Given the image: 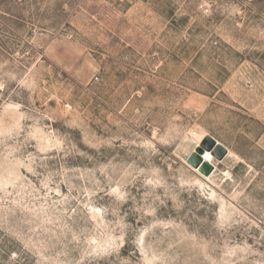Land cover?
I'll return each instance as SVG.
<instances>
[{
	"label": "rangeland",
	"instance_id": "374dc122",
	"mask_svg": "<svg viewBox=\"0 0 264 264\" xmlns=\"http://www.w3.org/2000/svg\"><path fill=\"white\" fill-rule=\"evenodd\" d=\"M0 264H264V0H0Z\"/></svg>",
	"mask_w": 264,
	"mask_h": 264
},
{
	"label": "water",
	"instance_id": "95a60500",
	"mask_svg": "<svg viewBox=\"0 0 264 264\" xmlns=\"http://www.w3.org/2000/svg\"><path fill=\"white\" fill-rule=\"evenodd\" d=\"M203 150L212 151L218 159H223L227 154V149L222 144H218L215 139L209 136L206 141L202 143L201 147H198L196 151H194L188 158V162L192 165L196 167L201 166V170L204 173H209L212 170V164L202 159L201 154L203 153Z\"/></svg>",
	"mask_w": 264,
	"mask_h": 264
},
{
	"label": "bare ground",
	"instance_id": "6f19581e",
	"mask_svg": "<svg viewBox=\"0 0 264 264\" xmlns=\"http://www.w3.org/2000/svg\"><path fill=\"white\" fill-rule=\"evenodd\" d=\"M209 137V135L208 136H205L199 143H198V145L196 146V148H195V150L194 151H196V149L198 148V147H201V145H202V143H204L205 141H206V139ZM218 142V144H221L219 141H217ZM193 151V152H194ZM213 156H212V160L210 161V163L212 164V170L209 172V173H204L202 170H201V166L200 167H196V166H194V165H192L191 163H189L193 168H194V170L195 171H199V172H201L203 175H205V176H209L214 170H217V169H215L216 168V165H215V161H216V159H217V157L214 155V153L212 154ZM228 155V154H227ZM231 155V154H230ZM202 159H204V157L202 156ZM206 162H208V160H205ZM222 161V160H221ZM205 179H208L207 177H205Z\"/></svg>",
	"mask_w": 264,
	"mask_h": 264
},
{
	"label": "built area",
	"instance_id": "2783aa9c",
	"mask_svg": "<svg viewBox=\"0 0 264 264\" xmlns=\"http://www.w3.org/2000/svg\"><path fill=\"white\" fill-rule=\"evenodd\" d=\"M213 152L212 151H209V150H203V153L201 154V156L204 157V161L205 160H208V162H210L212 160V155Z\"/></svg>",
	"mask_w": 264,
	"mask_h": 264
}]
</instances>
